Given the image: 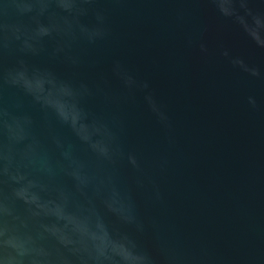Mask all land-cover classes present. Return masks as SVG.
Masks as SVG:
<instances>
[{
    "label": "water",
    "instance_id": "water-1",
    "mask_svg": "<svg viewBox=\"0 0 264 264\" xmlns=\"http://www.w3.org/2000/svg\"><path fill=\"white\" fill-rule=\"evenodd\" d=\"M0 264H264V0H0Z\"/></svg>",
    "mask_w": 264,
    "mask_h": 264
}]
</instances>
